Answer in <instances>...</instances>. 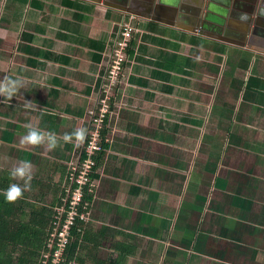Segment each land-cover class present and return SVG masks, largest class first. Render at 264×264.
<instances>
[{
	"label": "crops",
	"instance_id": "0c3cea01",
	"mask_svg": "<svg viewBox=\"0 0 264 264\" xmlns=\"http://www.w3.org/2000/svg\"><path fill=\"white\" fill-rule=\"evenodd\" d=\"M125 22L82 257L264 264V0H0V88L20 81L0 96V181L23 184L9 170L27 160L35 194L62 196ZM26 126L44 142L22 143Z\"/></svg>",
	"mask_w": 264,
	"mask_h": 264
},
{
	"label": "trees",
	"instance_id": "16d2710c",
	"mask_svg": "<svg viewBox=\"0 0 264 264\" xmlns=\"http://www.w3.org/2000/svg\"><path fill=\"white\" fill-rule=\"evenodd\" d=\"M131 48L132 45L128 50V54L131 52ZM93 130L94 127L92 126L90 134ZM106 132L107 124L105 130L102 132L104 138ZM90 134L85 142L79 164L84 162L87 157L86 146L90 142ZM101 145L103 149L98 151L94 156L95 165L92 168L90 180L82 190L83 203H88L89 206L94 198V189L91 188V184L95 183L98 178L96 171L102 164L107 143L102 141ZM31 181L30 187L24 190L22 196L15 201L8 202L0 196V264H43L44 256L50 252L47 247V242L55 229L58 215L57 211L64 206H69L72 200V194L79 186L74 183L71 187L72 193H68V188L71 185L69 182V186L68 183L66 184V188H68L63 190L60 198L46 201L43 199L45 196L43 192H40L42 194L39 193L40 195L38 196L35 194V189L38 188L37 186L42 185ZM3 182L0 181V189L6 188L9 184L8 182ZM79 212H81V207L79 208ZM89 225L82 221L79 216L76 217L70 231L71 244L64 254L66 261L60 264H75V261L77 264H88L87 257L88 260H94V253L92 251L86 255V258L82 257L85 253L84 251L87 249L91 250L86 246L90 242V239H93L91 237L92 233L88 228ZM100 236L103 238L105 233L102 231ZM93 244L98 247L101 245V242L98 245L96 243ZM53 254L54 251H52ZM48 264H52L50 260ZM92 264H101V262Z\"/></svg>",
	"mask_w": 264,
	"mask_h": 264
},
{
	"label": "built area",
	"instance_id": "2783aa9c",
	"mask_svg": "<svg viewBox=\"0 0 264 264\" xmlns=\"http://www.w3.org/2000/svg\"><path fill=\"white\" fill-rule=\"evenodd\" d=\"M134 31L135 27L130 22H125L122 25V33L113 49L112 58L106 74V83L103 86L102 95L99 99V111L93 109L90 112L94 130L91 132L90 142L86 146L87 157L81 164H72L70 167L68 180L71 185L67 192L72 193L71 187L74 183L79 186L73 192L69 206H64L57 211L58 215L55 229L47 242V247L50 252L44 256L43 264H48L49 260L52 264L64 263L66 261L64 254L72 240L70 234L71 227L76 217L79 216L86 223L89 222V205L88 203H83L82 190L90 180L92 168L95 165L94 156L98 151L103 149L101 145L102 132L105 130L106 124L107 128L109 126V118L111 115L110 102L112 100L113 90L120 84L124 75V68L129 55L128 50L132 45ZM91 188L94 189V183L91 184ZM80 207L81 212H79ZM52 251H54L53 255Z\"/></svg>",
	"mask_w": 264,
	"mask_h": 264
},
{
	"label": "clouds",
	"instance_id": "9594fccd",
	"mask_svg": "<svg viewBox=\"0 0 264 264\" xmlns=\"http://www.w3.org/2000/svg\"><path fill=\"white\" fill-rule=\"evenodd\" d=\"M20 84L18 80L7 79L6 83L0 88V96L10 100ZM3 102V101H2ZM27 132L22 136L21 142L27 144H40L45 140V134L34 127L26 126ZM86 132L84 128H78L70 133H65L63 139L66 143L73 140L79 142L83 140ZM57 145V139L54 133H47V147L49 150L54 149ZM71 167V166H70ZM9 176L13 179L23 180V185L12 182L9 183L6 188L0 189V196L8 202L15 201L22 196L24 190L30 187V181L32 179L31 163L27 160L21 161L17 166L9 170ZM90 221V219H89ZM89 223V222H88Z\"/></svg>",
	"mask_w": 264,
	"mask_h": 264
},
{
	"label": "rangeland",
	"instance_id": "374dc122",
	"mask_svg": "<svg viewBox=\"0 0 264 264\" xmlns=\"http://www.w3.org/2000/svg\"><path fill=\"white\" fill-rule=\"evenodd\" d=\"M15 105V104H14ZM96 109H97V111H99V107L98 106H96L95 107ZM95 108H93V109H95ZM93 109L90 111V112H92L93 111ZM90 112H89V116H90V120L92 119V116L90 115ZM91 125H92V120H91ZM98 187V184L97 183H94V188L96 189ZM40 195V194H39Z\"/></svg>",
	"mask_w": 264,
	"mask_h": 264
}]
</instances>
